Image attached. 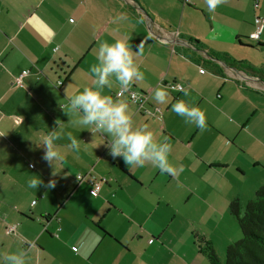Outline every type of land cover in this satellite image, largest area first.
I'll use <instances>...</instances> for the list:
<instances>
[{
	"label": "crops",
	"instance_id": "obj_1",
	"mask_svg": "<svg viewBox=\"0 0 264 264\" xmlns=\"http://www.w3.org/2000/svg\"><path fill=\"white\" fill-rule=\"evenodd\" d=\"M258 19L264 20V0H222L215 10L207 0H0V264H9L6 257L13 253L23 255L25 264H141L138 254L155 264L151 255L162 248L176 258L177 222L192 215L179 208L185 198L183 204L196 198L221 220L225 213L231 217L230 202L248 199L239 187L243 169L260 165L264 170V153L254 156L253 164L246 158L249 148L223 129L228 122L221 106L225 92L264 94V64L242 52L264 53L258 47L264 45V23L260 39L253 40L257 47L247 43ZM116 40L128 43L144 78L124 88L112 75L101 87L90 69L98 63L100 43ZM181 49L205 59L225 56L248 70L209 59L221 68L219 76ZM25 71L22 86H15ZM165 83L184 92L166 89L167 102L160 104L154 93ZM85 87L125 103L133 128L170 144L175 173H163L151 162L126 165L122 157L109 155L106 145L113 137L91 131L94 124H78L82 110H70V98ZM129 91L146 96V107L159 108L160 119L138 112ZM181 100L204 113V129L171 110ZM232 126L236 134L244 131L243 125ZM49 131L61 136L56 149L65 157L53 164L43 159L45 149L39 146ZM67 133L78 140V151L69 147ZM246 137L255 143L250 147L264 152V131ZM88 174L101 182L97 198L90 196L87 181L76 179ZM32 178L42 181L37 189L28 187ZM50 180L56 181L54 188L47 187ZM196 181L204 190L222 184L203 199ZM9 227L14 234H6ZM167 231L173 237L165 236Z\"/></svg>",
	"mask_w": 264,
	"mask_h": 264
},
{
	"label": "clouds",
	"instance_id": "obj_2",
	"mask_svg": "<svg viewBox=\"0 0 264 264\" xmlns=\"http://www.w3.org/2000/svg\"><path fill=\"white\" fill-rule=\"evenodd\" d=\"M222 0H207L209 10H215ZM98 63L91 67L90 71L98 77V84L102 87L109 83L108 78L115 75L121 87L127 88L131 82L144 78L134 62L133 52L124 40H116L114 43L102 41L99 46ZM179 87V86H178ZM169 93L165 87H158L154 93L157 103L167 102ZM187 95V93H185ZM70 110H82L83 117L77 123L83 126L95 125L91 131H103L113 137L109 147V155L113 158L122 157L126 165L143 167L146 162L163 173L174 174L175 169L169 163L170 144H158L154 140L151 131L145 128H133L132 119L125 103L114 102L109 96L101 95L94 87H85L83 91L72 96L69 102ZM177 115L184 117L186 122H195L200 129L206 126L204 113L190 107L184 101H178L171 109ZM61 136L56 131H49L42 137L40 145L45 149L43 159L49 163L64 160V155L56 149V141ZM70 141L69 147L74 151L79 150L78 140L67 133ZM42 184L40 178H32L28 187L37 189ZM55 180H50L47 187L54 188ZM9 264H25L23 255L9 254L6 257Z\"/></svg>",
	"mask_w": 264,
	"mask_h": 264
},
{
	"label": "rangeland",
	"instance_id": "obj_3",
	"mask_svg": "<svg viewBox=\"0 0 264 264\" xmlns=\"http://www.w3.org/2000/svg\"><path fill=\"white\" fill-rule=\"evenodd\" d=\"M247 43L252 44L250 47H257L258 45V43L253 40H249ZM242 52L244 58L252 60L256 65L264 64V53L259 54L255 51L252 52L248 50H243ZM261 71L264 72V70ZM218 93L219 92H216L217 95ZM216 94L213 95L215 98ZM223 96L224 100L221 106L225 113V120L228 122V124L224 125L223 129L226 132L228 131L233 137L236 135L238 141H240L239 143L249 148L246 158L254 164L253 157L255 156L257 158L258 154H263L264 152L259 150L258 147L256 149L250 147L249 145L252 144L253 146L255 143H253L249 137H246V134L250 132L256 135L257 131H264V94H255L247 89H243L240 91L233 90L229 94L225 92ZM235 124L241 127L243 125L244 131H240L236 134V128L232 126ZM224 139L228 144L232 142V140H228L226 137H224ZM242 149L245 148L242 146ZM261 169L262 167L260 165L256 167L251 165L250 169H243L245 177H242L239 187L243 195L248 197V199H254L256 191L264 185V170L262 171ZM226 181L228 180L226 179ZM196 182V186L200 188V191L203 190V199H207L209 194H215L217 191L213 188H215L218 183L219 186L222 184L218 181L215 186L207 185V189L204 190V183L201 181ZM230 184L231 183L228 181L227 186ZM237 188L238 185L235 186V189ZM229 197V195H226V199H229ZM185 201L186 198L180 203L179 208L182 206L184 209L191 210L192 215L190 214L191 216H189L190 221L179 218L177 222V241L175 242L176 258H169L163 248L162 250H156L157 253L155 254L151 255L153 251L145 256L148 257L150 254L151 260H154L155 264H189L188 258H190L192 264H211L208 257L203 253L206 247L205 243L209 242L213 248L215 247L214 251L219 261L225 264V253L228 246L227 244L223 246L221 241L224 243L228 241V245L238 242L242 237L239 226L233 218L228 217L226 213L224 215V220H221L223 218L221 215L210 213L204 207V203L197 201L196 198L188 202V204H183ZM206 215H208L209 218ZM165 236L172 235L167 231ZM149 241H151L149 243H152L154 240L150 238ZM171 245L174 247V242ZM135 258H137L139 263L147 264L144 258H140L139 254Z\"/></svg>",
	"mask_w": 264,
	"mask_h": 264
},
{
	"label": "trees",
	"instance_id": "obj_4",
	"mask_svg": "<svg viewBox=\"0 0 264 264\" xmlns=\"http://www.w3.org/2000/svg\"><path fill=\"white\" fill-rule=\"evenodd\" d=\"M192 44L196 49L200 48L197 42ZM258 47L264 48V45ZM180 52L187 58L198 60L210 67L219 76H222L221 68L209 59L221 61L238 70H248L243 63L235 62L225 56L208 54L209 59H205L201 56L198 57L190 49H181ZM228 213L239 226L242 237L238 242L227 247L225 264H264V185L256 191L255 198L252 200L240 196L233 199L229 204ZM205 244L203 253L211 264H222L213 246L209 242Z\"/></svg>",
	"mask_w": 264,
	"mask_h": 264
},
{
	"label": "built area",
	"instance_id": "obj_5",
	"mask_svg": "<svg viewBox=\"0 0 264 264\" xmlns=\"http://www.w3.org/2000/svg\"><path fill=\"white\" fill-rule=\"evenodd\" d=\"M264 23V20L262 19H258V25H259V28L258 30L252 34L250 36V38L252 40H255V41H258L260 39V35H261V28H262V25ZM202 72V71H201ZM28 71H25L23 72L15 81V86L17 87H21L22 86V79L28 75ZM57 85H61V82H58ZM179 86V87H178ZM164 87L170 91V92H178V93H182L184 92V88L180 85H177L175 83H165L164 84ZM128 100L129 102L134 105L136 108H137V111L142 113V114H145L147 116H151V117H157L158 119H160V116H162V112L159 108H152V110H150L149 108H147L146 106L147 105V97L144 96V95H138L134 92H128ZM77 181L78 182H86L89 184L90 186V191H89V194L91 197L93 198H97L99 196V193L101 191V182H97L95 177L91 174H88V175H78L76 177ZM35 204V202H34ZM15 232V228L14 227H9L7 230H6V234L7 235H12L14 234Z\"/></svg>",
	"mask_w": 264,
	"mask_h": 264
},
{
	"label": "water",
	"instance_id": "obj_6",
	"mask_svg": "<svg viewBox=\"0 0 264 264\" xmlns=\"http://www.w3.org/2000/svg\"><path fill=\"white\" fill-rule=\"evenodd\" d=\"M216 62V61H215Z\"/></svg>",
	"mask_w": 264,
	"mask_h": 264
}]
</instances>
